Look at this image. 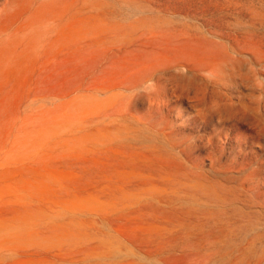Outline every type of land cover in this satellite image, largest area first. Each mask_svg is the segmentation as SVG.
Instances as JSON below:
<instances>
[{
	"label": "rangeland",
	"instance_id": "rangeland-1",
	"mask_svg": "<svg viewBox=\"0 0 264 264\" xmlns=\"http://www.w3.org/2000/svg\"><path fill=\"white\" fill-rule=\"evenodd\" d=\"M0 264H264V0H0Z\"/></svg>",
	"mask_w": 264,
	"mask_h": 264
}]
</instances>
